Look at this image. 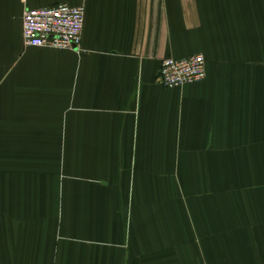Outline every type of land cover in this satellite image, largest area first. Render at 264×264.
Instances as JSON below:
<instances>
[{
    "label": "crops",
    "instance_id": "0c3cea01",
    "mask_svg": "<svg viewBox=\"0 0 264 264\" xmlns=\"http://www.w3.org/2000/svg\"><path fill=\"white\" fill-rule=\"evenodd\" d=\"M61 2L81 45L26 46ZM0 264H264V0H0Z\"/></svg>",
    "mask_w": 264,
    "mask_h": 264
},
{
    "label": "built area",
    "instance_id": "2783aa9c",
    "mask_svg": "<svg viewBox=\"0 0 264 264\" xmlns=\"http://www.w3.org/2000/svg\"><path fill=\"white\" fill-rule=\"evenodd\" d=\"M26 1V0H23ZM85 6L57 3L37 8L26 7L23 13V41L26 46L74 49L81 45ZM158 82L164 87H179L206 77L203 54L166 57L161 63Z\"/></svg>",
    "mask_w": 264,
    "mask_h": 264
}]
</instances>
